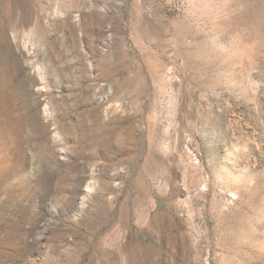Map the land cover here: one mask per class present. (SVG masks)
<instances>
[{"label": "rangeland", "instance_id": "374dc122", "mask_svg": "<svg viewBox=\"0 0 264 264\" xmlns=\"http://www.w3.org/2000/svg\"><path fill=\"white\" fill-rule=\"evenodd\" d=\"M119 253L264 264V0H0V264Z\"/></svg>", "mask_w": 264, "mask_h": 264}, {"label": "bare ground", "instance_id": "6f19581e", "mask_svg": "<svg viewBox=\"0 0 264 264\" xmlns=\"http://www.w3.org/2000/svg\"><path fill=\"white\" fill-rule=\"evenodd\" d=\"M234 195V194H233ZM159 213V212H158ZM162 213V212H161ZM160 214V213H159ZM159 214H156V213H154V215L152 216V218H151V221L153 222V223H150L152 226V228H154V230H157V229H162L161 227H160V222L163 220L160 216L161 215H159ZM163 214V213H162ZM162 219V220H161ZM163 225V224H162ZM154 226V227H153ZM158 227H160V228H158ZM152 230V229H151ZM161 231V230H160ZM156 232V231H155ZM158 232H159V230H158ZM113 233H109V234H105L102 238H100L99 239V241L96 243V245L98 246V247H106V246H112L113 245ZM136 245H138V243L136 242ZM151 247H152V253L155 255V256H157V258L158 257H162L161 255L163 254V252H162V250L160 249V247H159V245L157 244V242H153V244H151ZM121 253V252H120ZM119 253V254H120ZM125 253V252H124ZM126 254H127V252H126ZM130 255V254H129ZM131 258H132V256H131ZM125 259V258H124ZM123 255L122 254H120L119 255V258H116L115 260H113L112 262H110V263H108V264H123L124 262H123ZM159 259V258H158ZM122 260V261H121ZM124 261H126V259L124 260ZM127 262V261H126Z\"/></svg>", "mask_w": 264, "mask_h": 264}]
</instances>
